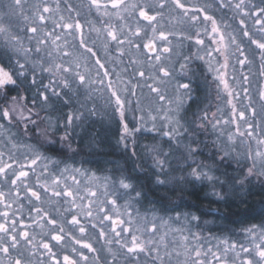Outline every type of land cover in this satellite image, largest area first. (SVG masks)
<instances>
[{"label": "snow or ice", "instance_id": "6c2138e0", "mask_svg": "<svg viewBox=\"0 0 264 264\" xmlns=\"http://www.w3.org/2000/svg\"><path fill=\"white\" fill-rule=\"evenodd\" d=\"M214 2L217 9L233 13L238 29L226 33L221 22L193 0H87L88 14L95 13V21L86 22L87 34L79 11L67 5L66 16L61 0H37L27 14L28 0L0 4L6 9L0 15V42L15 56L14 64L11 56L7 64L0 61V121L6 122L0 123V264H140L141 255L146 264H264V219L242 228L243 240L223 239L208 247L201 235L190 230L185 234L183 222L198 221V216L177 213L165 219L156 216L155 209L151 216L142 215L133 202L140 203L143 193L136 189L131 177H104L101 181L94 173L67 164L60 169V162L41 151L46 144L62 143L70 148L69 129L79 127L89 116L109 115L110 110V119L119 116L123 129L120 142L142 132L167 138L169 151L159 142L145 149L158 169L157 185L175 181L178 186L206 183L214 188L221 183L215 175L219 169L215 162L209 165L198 159L202 142L196 137L197 129L210 126L216 134L214 161L215 156H219V163L235 160L240 173L231 178L229 186L235 190L246 182L251 185L255 177L264 191V128L256 123L258 115L264 120V86L257 90L258 113L250 93L254 60L246 53L243 40L247 38L249 46L255 45L258 50L253 56L258 54L259 76L264 77V0ZM14 15L27 22L25 31L32 35L22 37L21 29L13 28ZM48 24L52 25L51 30ZM202 34L216 47L206 46ZM170 37L195 39V44L201 46L198 52L203 50L205 55L197 54L195 58L204 60L209 72L214 73L217 98L220 93L227 96L230 118L218 117L217 113L209 117L205 111L197 118L199 123H181L184 98H190V84L178 83L174 98L166 97L162 89L172 78L170 68L165 66L173 53ZM25 39L29 42L27 47ZM213 53L222 57L223 63L216 60L218 66L214 67ZM125 57L127 64L117 71ZM233 59L241 69L247 66L249 74L241 71L237 76L235 65L230 63ZM109 63L115 67L110 69ZM230 66L233 72L229 79ZM129 67L133 73L125 81L123 74ZM180 68L185 70L187 64H180ZM37 72L48 74L47 85L42 81L38 85ZM29 73V87H37L31 100L21 92ZM137 78L144 83H133ZM138 87H147L167 106L145 112L137 101L136 107H131L128 97H135ZM58 88L64 90L65 103L75 99L78 107L53 122L50 116L42 117L41 111L51 97L62 99ZM243 99L248 103L243 104ZM234 101L241 102V107ZM136 111L141 112L139 117L133 116L138 125L129 128L127 113ZM61 130L64 135L58 137ZM188 135L193 137L191 142L181 145V138ZM24 137L34 143L21 144ZM173 145L184 148L181 156L190 169L178 179H170V171H176L170 163L176 151ZM210 195L224 201L226 194L214 190ZM121 199L125 200L123 205L119 203ZM173 224L180 227L173 228ZM82 249L92 253V258Z\"/></svg>", "mask_w": 264, "mask_h": 264}, {"label": "flooded vegetation", "instance_id": "af4514ba", "mask_svg": "<svg viewBox=\"0 0 264 264\" xmlns=\"http://www.w3.org/2000/svg\"><path fill=\"white\" fill-rule=\"evenodd\" d=\"M66 2L65 7L71 5L76 11H79L81 22L85 24V34H87L88 27L86 22L88 20L95 21V13L92 15L88 14L87 0H67ZM193 2L206 7L208 13L214 15L217 21L221 22V28L226 33L238 29L239 26L237 21L232 19L233 13L227 9L222 11L217 9L214 0H193ZM253 2L258 3L259 0H253ZM64 14L67 16V11H65ZM72 15H75V11ZM226 25L230 27H225ZM97 26H99V24H97ZM179 27L181 26H177V29H179ZM249 27L250 29L252 28L251 22H249ZM92 38H95V33L92 34ZM202 38L205 40L206 46L216 47V45L211 44L209 38L203 36V34ZM170 39H172L173 53L166 64L172 62V66L175 69V76H173L177 80V83L190 84V98L188 96L184 98L183 116L187 117L188 122L197 120V123H199L197 118L202 116L205 111L208 112L209 117H211L212 113H217L219 117L221 113L217 112V108L221 109V107L225 108L229 116H231V108L227 105V96L224 93H220V98H217L219 90L216 88L217 82L213 79L214 73L209 72L208 65L204 60L195 58L197 54L200 56L205 55L203 50L198 52L201 46L195 44V39L181 40L178 37H170ZM243 40L246 53L249 55L250 59L254 60L255 65L259 67L260 60L258 54L253 56V52L258 53V50L255 48V45L249 46L247 38H243ZM97 48L100 49V52H103L99 43L97 44ZM213 56L216 58L212 61L214 67L218 66L216 60L223 63L222 57L218 56L216 53H213ZM184 57H190L191 59L186 61ZM205 59L207 60L210 58L205 57ZM0 61H3L5 64L9 63V59H5L2 55L1 49ZM14 61L15 60L12 59L13 64ZM182 63L187 64V68L183 71L180 68V64ZM230 63L235 65L237 76H239L241 71L248 74V70L245 72L244 68L241 69L240 66L236 64L235 59ZM228 72L230 74V79L233 72L231 66ZM31 78V74L29 73L28 80L21 86L22 94L29 96L30 100L35 97L37 92V87H29ZM113 79H115V77H113ZM41 81L44 85L49 83L47 73L41 74L37 72L38 85ZM25 88H28L27 92L24 91ZM57 91L61 92L62 99L51 97L48 105L44 106L43 111H41L42 117L50 116L53 122L62 115L66 116L71 114L74 108L78 107L75 99L68 103L64 102L67 100V97L63 96L64 90L58 88ZM237 91H240V89L238 88ZM49 95L51 96V93H49ZM241 95L243 96V93H241ZM243 101L244 99L242 100L244 104ZM236 103L238 108H240L241 102ZM118 121L119 117H116L115 120L110 119V110L109 115L101 113L89 116L79 127L69 129L70 139L68 143L71 145L70 148L62 143L52 145L46 144L41 151L53 161L60 162V169H63L65 164H67L69 167L90 170L97 175H110L112 178H120L122 176L131 177L132 183L135 185L136 189L143 193V196L140 198V203L133 202L134 207L138 209L142 215L148 214L151 216L153 214L152 209H155L154 214L158 217L162 216L165 219H167L168 216L174 217L177 213H187L198 216L200 218L198 221H191L190 223L183 222L185 234L190 230L193 233L201 235L205 238V243L208 247L216 245L223 239L234 241L241 240V229L244 227L245 223L238 213H229L227 211V204L225 201H228L229 197L225 195V200L222 201L217 199L214 195H210L214 190L224 195V190H222L221 187L213 188L206 183L204 185L198 183L195 186L182 183L178 186L175 184V181L166 186L157 185L155 183V178L158 171L155 169L152 170L153 168L148 165L150 161H147L142 149L149 135L144 134V132L136 133L134 138L129 137L126 141L120 142L123 129ZM126 122L129 128L138 125V123L132 124L128 122V120ZM0 123L6 124L4 121H0ZM60 123L63 125L64 121L61 119ZM193 127H195V125H193ZM232 127L234 128V126ZM12 131L15 132L16 129L13 128ZM211 131L212 129L210 126L205 129H197L196 131V137L202 142L200 145L202 155H200L198 159L209 165L215 162L210 155V148L213 143L211 140ZM63 135L64 132L61 130V132L58 133V137ZM133 139H135V143H133ZM192 139L193 137L190 136V139L186 140L183 144H189ZM20 142L21 144L34 143V141L28 137L22 138ZM2 147L3 142L0 140V148ZM180 147L183 148L182 146ZM170 163L173 165L172 167L176 169L174 172L170 171V179L172 177L178 179L185 176L189 171L181 155L173 157ZM132 164H138L140 168L136 171H131ZM100 167H104L105 169H101L104 171L100 172ZM216 175L220 176V181L222 179L224 180V178H222V176L225 175L224 173ZM181 187L183 191H181ZM194 193L198 194L196 198L193 197ZM124 203L125 202L120 204L123 205ZM174 205H178L175 210H173ZM25 211H27V209ZM172 227L176 228L180 227V225L173 224ZM176 238H179V234H177ZM94 246L99 247L100 245L96 244ZM68 251L69 254H71L70 249ZM82 251H84L90 259L92 258V253H88L86 249H82ZM120 264H124V262L121 261ZM140 264H146V259L143 255L140 257Z\"/></svg>", "mask_w": 264, "mask_h": 264}, {"label": "rangeland", "instance_id": "374dc122", "mask_svg": "<svg viewBox=\"0 0 264 264\" xmlns=\"http://www.w3.org/2000/svg\"><path fill=\"white\" fill-rule=\"evenodd\" d=\"M66 1L67 0H61V9L64 11V13L66 11V7H65V5L67 3ZM8 2H10V0H0V4L8 3ZM36 2H37V0H28V4L25 5V13L26 14L29 12L30 6L32 4H34V3H36ZM49 3H54V0H49ZM4 11H6V9H3L2 7H0V15H3V12ZM12 25H13V28L14 29H16V28L21 29L20 35L22 37H24L25 35H27V36L32 35L31 33H26L25 29H26V26H27V22H25L22 17H18V16H15L14 15L12 17ZM47 27H48V30H51L52 25L51 24H48ZM56 31L59 32L60 30L57 29ZM67 38L69 40L72 39L71 37H67ZM28 43H29L28 40L25 39L24 40V45L26 47L28 46ZM0 49L2 50V55L4 56L5 59H9V57L11 56V58L15 60V56L11 53V51L9 49H6L3 46V43L2 42H0ZM115 54L116 53L113 52V55H115ZM100 56H101L102 60L105 59L103 52H100ZM127 60H128V58L125 57L124 58V64L120 65V68H118L117 71H120V69H122L124 67V65L127 64ZM168 61H166V62H168ZM166 62H165V66H167V67L170 68V71L172 72V78L171 79H168V81H166V84L162 86V89H163L164 94L166 95V97H168V98H174L176 96V94H177L176 93V85L178 84L177 83V80L174 77L175 76L174 75V70L175 69L172 66V62H170V64H166ZM108 67L111 69V68L115 67V65L112 64V63H109L108 64ZM259 68H260V64H259V67H257V65H255V63H253V65L251 66V75H250V79H251L250 93H251V96H252L253 101L256 102V105L255 106L257 108L258 113H260V104L258 102L257 90H258V88L260 86H264V77H260L259 76ZM247 70H248V74H249V68L247 66H245L244 71L246 72ZM146 71H147V69H146ZM132 73H133V68L132 67H129L128 68V72L123 74V79L125 81L128 80L129 76ZM92 75L95 76V71H93ZM137 82H139L141 85L144 83L143 81H139V78H137V80H134L133 81V83H137ZM148 83H151V82L148 81ZM128 99H130L132 101L131 107H133V108L136 107L137 101H139L140 108L144 109L145 112L150 111V110L155 109V108H160L162 105L167 106L166 105V102L159 101L156 98L155 94L154 93H151L150 90L147 87H138V88H136V96L135 97L129 96ZM243 102H244V104H247L248 103V100L247 99H244ZM173 107H174V105H173ZM220 113L223 116V118H225V119L230 118L229 113L225 110V108L221 107ZM139 115H141V112H139V111H136V112H128L127 113V120H128V122H130L132 124L138 123L137 120H134L133 119V116L139 117ZM117 117H119V116L117 115ZM181 117H182L181 123L183 124V123H185V121H187V117L186 116L184 117L182 112H181ZM256 123H259L261 125V127L264 128V120L261 119V115H258L257 116ZM148 126L151 127V123L150 122H149ZM144 134L149 135V137L147 139L146 144L143 145L144 148H142V149H143L144 154L146 156L145 158H147V161L148 162L150 161L148 165H150V167L153 168V169L152 168H150V169L154 170L155 168H154L153 160L151 159V157L149 155H147V153L145 151L146 146H149V145H151L153 143H157V142L163 143L165 146H167V143H166L167 142V138L161 139L158 136V134L155 133V132H152V133L144 132ZM190 136L191 135H188V136H185V137L181 138V145H184L183 143L186 140L190 139ZM154 137H155V139H154ZM211 140H212V142H214L216 140V134L213 133V131H211ZM173 147L176 148V151H177V152L176 151L174 152L173 157H176L177 155H181V153L184 152V148L177 147L176 145H173ZM164 150L166 152L169 151L168 147H165ZM210 151H211L210 152V155H211V157H212V159L214 161L215 149L213 147V143H212V146L210 148ZM241 151H243V149H241ZM173 157H172V159H173ZM215 165L219 169L218 171L215 172V175L216 174H220V173H224L225 174L224 176H222V178H224V180L222 179L220 181L221 183H217L215 185V187H221L222 190H224V193L229 198H233L234 199V197L236 195H238V193L244 194L247 191H249L250 189H252L253 187H255V185H257V183H259L258 179L255 178V177H253L252 178L251 185H249L246 182L243 187H240L239 185H237L236 188H235V190H233L229 186L232 183L231 178L234 177V176H239L240 175L235 160H227L226 159L223 163H219V156H215ZM172 166L173 165H171V167ZM139 168L140 167H139L138 164L137 165H135V164H132L131 165V171H136ZM101 169H105V168L104 167H100V170ZM155 170L158 171V169H155ZM87 171L90 174H93L94 173V172H91L90 170H87ZM102 171H104V170H101L100 172H102ZM189 171H190V169H189ZM95 175H96V177L100 178L101 181L103 180L104 177H111L110 175H102V174H99V175L95 174ZM216 176L220 177L219 175H216ZM78 179H82V177H79L78 176ZM113 179H118V177L117 178H113ZM123 202H125L124 199H121L119 201V203H123ZM262 219H264V216L262 217ZM261 220H259L258 222L246 223V224H244V227L250 226L252 224H258V223H260ZM241 240H243V237L242 236H241Z\"/></svg>", "mask_w": 264, "mask_h": 264}, {"label": "trees", "instance_id": "16d2710c", "mask_svg": "<svg viewBox=\"0 0 264 264\" xmlns=\"http://www.w3.org/2000/svg\"><path fill=\"white\" fill-rule=\"evenodd\" d=\"M259 181V180H258ZM198 194L194 193L193 197ZM229 213H238L244 223L258 222L264 216V191L261 190L260 184L244 194L238 193L226 202Z\"/></svg>", "mask_w": 264, "mask_h": 264}]
</instances>
